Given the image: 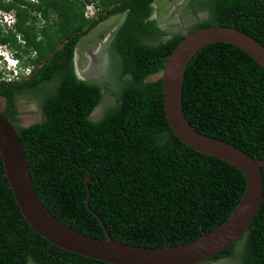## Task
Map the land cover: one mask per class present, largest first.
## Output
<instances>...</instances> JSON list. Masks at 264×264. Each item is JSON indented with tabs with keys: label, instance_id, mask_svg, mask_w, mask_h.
Segmentation results:
<instances>
[{
	"label": "trees",
	"instance_id": "obj_1",
	"mask_svg": "<svg viewBox=\"0 0 264 264\" xmlns=\"http://www.w3.org/2000/svg\"><path fill=\"white\" fill-rule=\"evenodd\" d=\"M11 1L0 0V8L15 10L19 19L35 12L32 20L38 16L60 33V47L45 52L42 43L34 42L37 36L45 38L44 27L32 37L20 25L9 31L7 38L18 50L14 56L21 58L15 40L20 33L23 47L35 53L34 58L27 55L25 65L36 68L29 81L0 85V96L9 104L2 114L22 143L44 208L69 228L104 239L95 213L113 240L148 249L192 242L226 221L245 191L246 178L236 167L187 147L171 131L162 80L148 78L161 73L184 34L168 35L149 20L155 0H102L94 16H80L71 27L63 13L67 0H37L28 6ZM194 1L209 12L208 18L186 33L213 25L234 27L264 46V0H193L190 6ZM125 12L111 44L118 57V89L79 79L73 67L79 40L109 16ZM52 81L54 87L41 96L42 121L26 128L14 124L12 89L35 91ZM105 93L113 105L92 120ZM182 106L197 133L264 160V69L239 48L216 42L193 55L184 73ZM261 175L263 198L255 219L238 241L204 263L235 259L237 248L242 250L239 264H264V168ZM86 187L92 212L85 204ZM29 262L108 264L58 248L32 229L15 203L0 156V264Z\"/></svg>",
	"mask_w": 264,
	"mask_h": 264
},
{
	"label": "water",
	"instance_id": "obj_2",
	"mask_svg": "<svg viewBox=\"0 0 264 264\" xmlns=\"http://www.w3.org/2000/svg\"><path fill=\"white\" fill-rule=\"evenodd\" d=\"M216 42L239 48L264 69V46L261 43L234 27L213 25L184 33L183 39L166 57L160 78L165 117L173 134L192 150L236 167L246 178L245 191L229 218L192 242L154 249L113 240L95 213L104 231V239L75 231L54 218L41 204L32 185L22 143L0 111V156L4 176L22 217L37 234L58 248L108 264H198L223 251L245 233L261 206L264 160L253 158L232 144L197 133L188 123L182 106L183 78L190 59L206 45ZM75 67L76 76L86 80ZM86 188L85 204L90 210Z\"/></svg>",
	"mask_w": 264,
	"mask_h": 264
},
{
	"label": "rangeland",
	"instance_id": "obj_3",
	"mask_svg": "<svg viewBox=\"0 0 264 264\" xmlns=\"http://www.w3.org/2000/svg\"><path fill=\"white\" fill-rule=\"evenodd\" d=\"M18 3L25 4V6H28V4L37 5V0H17ZM102 0H88L87 5H81L77 3L75 0H67V6L65 7V20H67V26L71 27L72 25L76 24L78 22V17L83 16L84 18H90L94 16L97 12V7L99 8V5L101 4ZM2 4H5L7 2H12L11 0H1ZM189 0H155L152 5L153 7H150L152 9V12L150 14L149 20L154 21L155 25L164 33L168 35L177 34V33H184L185 28L190 25L188 21L193 18V15L190 13V10L187 9L185 6L188 4ZM1 11H4L0 8ZM7 12V11H6ZM8 15H15V10H10ZM126 12L115 14L112 16H109L105 20H103L101 23H99L95 28H93L89 33L82 37L79 42L77 43L75 49H74V55L76 58V65L80 73L85 72L88 74V71L92 69V72L95 74H98L101 71L100 76L97 75L93 80L101 81L100 83L104 86L105 83L102 82H108L109 86L107 85V88L109 90H112L115 92L118 89V84L116 80V74L117 71V65L116 61L118 60V57L113 53V50L111 49L112 40L116 34V32L120 29L122 24L124 23L126 19ZM201 16L203 14H200ZM36 16L35 12L27 11V17L19 19L18 17L13 20V24L7 25L3 21V18L0 20V39L7 40V43L0 44V50H8L11 53L18 52L15 45H13L14 39L12 38L11 41H9L7 36L10 34L9 31L14 32L15 28L18 27L17 25H20L21 28H25L26 33L28 34V37H32L33 34H38L42 27H44L45 31V38H42L40 36H37L36 40L34 42L36 43H42L43 49L45 52H50L51 50L58 49L60 47L59 44V37L60 33L57 32L56 28L52 27V25H46L45 22L40 19V17H36L35 20H32L30 17ZM200 19H203L201 18ZM188 18V19H187ZM206 20V19H205ZM16 21V23H15ZM185 26V27H184ZM184 31V32H183ZM31 34L32 36H30ZM16 42L20 44L21 48H19V54H20V62L22 63V67H26L25 61L27 59V55L30 54L31 58L35 57L34 51L30 52V49H25L23 47L24 41L22 40V37L19 34L16 35L15 38ZM24 48V49H23ZM35 48V47H34ZM37 50V49H36ZM30 52V53H29ZM103 53L102 63L100 64H92L94 63V56L97 53ZM97 58V56H95ZM92 60V61H91ZM4 63L0 61V73H1V80H4L6 82L12 81L13 77L8 74V72L3 69ZM73 67L74 62H73ZM91 68V69H90ZM30 70L31 67H30ZM115 71V72H114ZM14 76V74H13ZM84 79H87L90 77L88 81L91 80V75H83ZM161 76V73L157 75H153L148 78V80H155ZM5 78V79H4ZM117 86V87H116ZM33 100L28 99L25 105L23 106L24 113L22 114V120L25 124H31L36 122L39 118L35 114V108L33 106ZM113 98L111 97V94L105 93V98L102 101V103L93 111L91 114L92 120H97L102 117L104 112L113 105ZM4 101L0 98V108L3 107ZM242 253V250H235V259H226V260H219L214 262H203L201 264H239V255ZM29 264H33L32 262Z\"/></svg>",
	"mask_w": 264,
	"mask_h": 264
},
{
	"label": "flooded vegetation",
	"instance_id": "obj_4",
	"mask_svg": "<svg viewBox=\"0 0 264 264\" xmlns=\"http://www.w3.org/2000/svg\"><path fill=\"white\" fill-rule=\"evenodd\" d=\"M191 1H193V0H189L188 4L185 7L190 10V13L193 15V18L191 19V21L190 20L188 21V23L190 25H188L185 28V30H184L185 32L183 31L184 33H186L187 30L190 29L193 25H195V23H198V22L203 21V20H205V19L208 18V13L209 12L207 10H203V9L201 10V9H199V6L196 5V3H199V2H195L194 1L195 3L193 2V5L190 6V2ZM202 1H204V0H202ZM200 14H203V15L201 16ZM200 16L203 19H200ZM184 33H182V34H184ZM35 68H36V66H31V69L32 70H30V72L27 75L22 76L19 80H15V81L12 80V81L6 82L4 80H1V78H2L1 77L0 78V85L3 86L4 88H7V87L9 88L13 84H15V83H22L24 81H29L30 78L32 77V73H33L32 71H34ZM101 71L102 70H100V72L98 74L91 75L90 82H97L104 89V87L106 88L107 85L109 86V83L108 82H106V81L105 82H102V83H105V85L103 86L100 83L101 81L93 80L95 78V76H97V75L100 76ZM87 79L89 80L90 77L87 78ZM87 79L84 80V81H88ZM95 79H97V78H95ZM127 79H128V77H127ZM55 84H56L55 81H52L49 84H45V85L41 84V85H38L37 86V89L35 91L34 90H30V89L28 91H23V90L17 91L15 88L12 89L13 91H12V97H11L10 104H11V110L13 112H15V118L17 119L14 124H17V125H19L22 128H26V127H29L30 125H34L36 123H40L42 121V119H43L42 109L40 107L41 96L45 92L47 93V91H50L54 87ZM103 92H104V90H102V93ZM0 98L4 101L3 107L0 108V111L2 112V111L6 110L9 107V104H7L8 103V99H6V97L0 96ZM30 98H31V100L34 101L33 102V106L35 108V114L38 116L39 119L36 122H34V123L25 124L24 121L22 120V114L24 113L23 106L25 105V103L27 102V100L30 99ZM104 98H105V95H104ZM8 112H10V111H8Z\"/></svg>",
	"mask_w": 264,
	"mask_h": 264
},
{
	"label": "clouds",
	"instance_id": "obj_5",
	"mask_svg": "<svg viewBox=\"0 0 264 264\" xmlns=\"http://www.w3.org/2000/svg\"><path fill=\"white\" fill-rule=\"evenodd\" d=\"M8 13L9 12L0 10V20L1 18H3V21L7 23V25H11L14 23L13 20L15 15L14 16L8 15ZM14 53L9 52L8 50H4V51L0 50V61L5 62L3 69H5L8 72V74L13 77L12 78L14 79L13 81L19 80L22 76L27 75L30 72V67H31V66L22 67V63L20 62V59L15 57Z\"/></svg>",
	"mask_w": 264,
	"mask_h": 264
},
{
	"label": "bare ground",
	"instance_id": "obj_6",
	"mask_svg": "<svg viewBox=\"0 0 264 264\" xmlns=\"http://www.w3.org/2000/svg\"><path fill=\"white\" fill-rule=\"evenodd\" d=\"M187 1V0H186ZM94 56V63H92V64H100V63H102V58L103 57H101V56H103V53H101V52H99V53H97V54H95V55H93ZM95 56H97V58L95 57ZM92 61V60H91ZM74 64H75V68H76V71L78 72V74L80 75V76H82V74L83 75H93V74H95V73H93L92 72V69L91 70H89L88 71V74L87 73H85V72H82V73H80V71L78 70V68H77V65H76V58H75V56H74ZM100 66H102L101 64H100Z\"/></svg>",
	"mask_w": 264,
	"mask_h": 264
}]
</instances>
